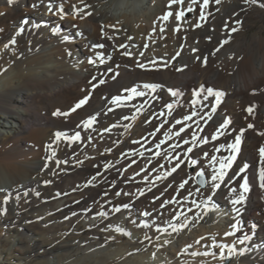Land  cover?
Returning <instances> with one entry per match:
<instances>
[{
    "label": "bare ground",
    "instance_id": "6f19581e",
    "mask_svg": "<svg viewBox=\"0 0 264 264\" xmlns=\"http://www.w3.org/2000/svg\"><path fill=\"white\" fill-rule=\"evenodd\" d=\"M50 2L55 5L54 11L61 4L63 5L65 19L61 20L59 13L53 16L47 11L46 5ZM141 2L142 7L135 10L133 5L126 3V0H83V2L82 0H42V2L17 0L12 6L7 5V0H0V13H3L0 15V29H3V32H0V187L8 188L12 192L8 205H2V197H0V206L7 209L6 214L0 217V264H173V261L174 264H223L219 259V250L212 247V242L217 237L216 243H227L224 249L225 257L231 255L228 251L229 247H234L237 252L245 247L251 249L244 257L232 256L233 264H241V261L243 264H264V215L258 214L264 209V204L258 199L261 193L255 184L245 204L237 206L241 207V212L236 217L240 220L239 226L243 229V232L236 233V236L248 233L253 235L252 241L247 242L246 245L233 244L232 241L236 236L223 235L224 232L231 230L230 226L235 222L232 217L236 214L231 211V206L224 199L227 189L222 185L213 198L220 209L219 214H209L195 228L189 224L188 228L184 229L183 237H176L173 233V237L180 240L179 251H176L172 244L157 251V248L161 247L160 244L171 237L162 235L158 241L155 240L157 233L154 227L149 232L154 242L140 243L146 230L132 225L130 219L137 218L146 207L152 210L150 203L145 204V198L135 203L134 215L129 220L124 219L127 216L126 211L114 216L110 214V221L124 227L131 236L112 231L101 232L100 228L105 227L109 221L91 219L98 210H109L113 205L128 201V198L123 196L115 198L114 192L130 187L122 181L126 176L138 171L139 167L144 166V158L139 155L134 157L137 164L132 165L125 172L124 177L119 176L116 169L106 173L109 181L114 179L117 181V186L109 193L112 203H105L103 209H100L99 204L94 201H100V196L109 188V184L101 183L96 188L86 189L84 192H71L77 183L85 182L91 175L102 170L103 164L107 161L119 160L116 167H126L131 161L123 158V153L138 149L149 156L155 151L166 149V145L156 149L155 144L151 143L156 138L148 137V133L166 117L157 119L153 116L155 123L145 125L138 114L137 121L125 122L120 116L122 112L129 116L132 114L134 109H131L130 105L127 109L123 107L118 109L115 105H105L101 99V96L117 94L123 86L134 83L158 82L165 86V89L160 91L159 98L151 101L155 106L153 110L157 112L166 111L163 105L172 102V98L167 94V87L182 89L184 95L181 97V104L190 101L191 90L201 83L224 91L225 97L218 108V113L229 116L237 132L244 129L237 163L241 165L243 162L250 163L252 167L249 171L258 170L262 166L259 163V149L264 147V34L262 33L264 9L256 5L243 4L242 0H222L220 5H216L214 0H209L208 11H211L213 16L209 17L207 22H201L207 27V32L184 24L183 21L180 22L181 31L176 32L174 15L168 22L158 19L171 10L168 7V0H141ZM84 3L94 4L97 15L87 17L85 20H81L79 16L73 17V5L80 8ZM34 4L37 7L34 8ZM178 7V5L173 6V8ZM218 8L220 11H217ZM241 8L245 11L241 12ZM88 10L85 9L86 12ZM236 13L239 15L237 16ZM121 14L127 17L123 23L119 20ZM114 16L116 20H113ZM188 16L191 18L192 14L189 13ZM198 17L197 9L196 20ZM24 19H28L29 25L25 26L26 30L20 37H16L18 43L9 44V48L4 49V44L9 43ZM237 19L243 22L242 27L232 33L230 28L224 25L227 23L231 27H237L235 23ZM196 20H192L191 23L194 24ZM258 22L260 26L250 34L249 31ZM33 23L41 24L42 27L31 28L30 25ZM101 25L106 32L116 37V45L124 43L126 48L113 51V42L107 41L106 37L101 38ZM110 25H115V28L121 31L116 32L114 28L109 27ZM161 25H165L163 33L159 31ZM52 28H59V35H52ZM77 31H82L84 35L77 36ZM129 35L133 37L132 41L127 39ZM206 35H212L213 40L205 39ZM64 36L69 37L67 42L62 41ZM193 37L199 40L197 46L205 55H208L210 50H214L223 39H229L230 42L224 45L216 56L209 58L206 67H201L200 63L193 62L187 46L182 50L179 48V44L190 43ZM29 40L31 44L28 43ZM100 42L108 45L107 50L94 51L111 52L113 61H109V64L114 67L115 63L124 62L132 67L118 69L123 73L119 83L109 80L108 85L94 90L90 99L91 107L85 105L76 113H71L68 118L54 117L52 113L57 109L70 111L75 103L83 98L86 91L82 89H90L88 80L92 75L106 71L108 65L93 68L87 63L88 58L94 56L90 45ZM133 43L136 45L135 48L131 47ZM144 45L148 47L145 48ZM124 51H128L131 55H121ZM176 51L183 52L181 63L189 65L184 73L174 70L144 72L135 68L136 61H143L148 65L151 60H166ZM68 52L72 55L69 56ZM140 52H144L145 56H140ZM21 53L23 55H20ZM135 103L139 105L141 99L137 98ZM109 106L113 108L112 113L107 112ZM249 107H253L252 115L246 111ZM97 111H101L102 114L97 118L98 123L94 125L99 131L91 133L92 143H88L87 133H82V143L79 146L68 147L62 141L56 151L58 157L68 160V164L61 166L64 171L57 168L59 176H54L50 172L38 174L45 162L44 157L48 155L45 145L53 139L52 134L58 130L65 131L69 135L73 134V130H79L75 129L77 123ZM187 111V108L177 107L173 115L182 118L180 114ZM114 123L121 125L128 123L130 128L125 132L123 127L113 128ZM248 123H252L253 128H247ZM201 126L205 128V132L198 134L207 135L214 132L215 126L218 125L209 121L208 125ZM192 127L195 129L196 125L193 124ZM105 128L110 129V132H105ZM157 135L163 139L161 134ZM141 137H148V143L142 142L143 146H140L131 142ZM223 140L224 138H221V141L201 145V149L211 153L213 144L218 145ZM113 141L120 143L117 145ZM177 142L178 139L174 138L168 143ZM149 144L152 152L145 151ZM106 147H111L113 151L100 155L99 153L104 152ZM167 150L171 152V149ZM196 151L199 150L194 148V153ZM177 152L182 155L181 150L178 149ZM85 155L91 159H88L84 166L77 168L76 161L84 159ZM159 162L166 165L168 163L162 159ZM97 163L100 165L99 169L92 167ZM155 163L154 160L153 164ZM52 166L54 163L50 162V167ZM152 166L150 164L147 167ZM233 167L235 169L236 165ZM195 170L197 169L183 167L185 178L189 172L194 174ZM157 171L162 169L157 168ZM209 178L205 176L206 180ZM44 180H53L54 183L45 186ZM137 180L139 181L140 177H137ZM190 184L194 192L199 187L196 179L190 181ZM32 189L38 190L41 196L37 198L34 194H30L27 198H22L19 204L15 202L14 197L17 194L22 196L24 191L31 193ZM57 191L69 192L70 195H61L60 198L53 199ZM154 194H156L155 189L153 193L147 195L151 197ZM172 194L170 190L168 195ZM193 198L199 200V193H196L195 197H189V200ZM24 199H27L28 203H24ZM77 199H80V204L74 203ZM86 207L92 211L87 213L88 218L81 220L79 217L85 214ZM58 208L62 211H56ZM72 211L77 212L78 215L72 217L71 221H65L64 216H70ZM163 211L161 209V213ZM49 212L53 215L49 216ZM193 214L189 213V216ZM156 215L157 213L153 211L151 219H155ZM38 216L43 219H38ZM92 224L97 227H90ZM252 224L257 225L254 234L250 228ZM16 227L20 228L19 232ZM200 236L205 237L207 248L195 244V240ZM106 239L107 243H105ZM185 239L188 244H192L191 248L184 243ZM137 249L140 251L137 252ZM205 250L216 251V259L211 256L191 255L193 251ZM129 253L134 254L129 255Z\"/></svg>",
    "mask_w": 264,
    "mask_h": 264
},
{
    "label": "snow or ice",
    "instance_id": "6c2138e0",
    "mask_svg": "<svg viewBox=\"0 0 264 264\" xmlns=\"http://www.w3.org/2000/svg\"><path fill=\"white\" fill-rule=\"evenodd\" d=\"M16 2L17 0H7V5L12 6ZM214 2L216 5L222 4V0H214ZM126 3L133 5L135 10H139L142 7L141 0H126ZM242 3L249 6L256 5L257 7L264 9V0H242ZM174 5H178L179 7L173 8ZM208 6L209 0H168V7L171 10L165 12L162 16L158 17V19L168 22L169 18L174 15V20L176 22L174 30L176 32L181 31V21H183L184 24L193 26L195 29H203L207 32V27H205V24L201 22H207L208 18L213 16L212 12L208 11ZM33 7L35 8L37 5L34 4ZM46 7L47 11L53 16L59 13L60 19H65L66 13L64 12L62 4L60 7L56 8L55 11V5L52 2L48 3ZM85 9L89 10L86 12ZM197 9L199 11L198 20H196ZM217 11H220V9L218 8ZM240 11L243 12L245 10L241 8ZM189 13L192 14L191 18L188 16ZM0 15H3V13H0ZM72 15L73 17L79 16L81 20H85L87 17H92L97 14L93 4L84 3L83 7L80 8H76V6L73 5ZM236 15L238 16L239 13H236ZM192 20H196V22L192 24ZM235 23L237 27H231V25L227 23L224 26L226 28H230V31L234 33L240 30L243 22L240 19H237ZM26 25H29L28 19H24L20 23L18 30L15 32V35L9 43L4 44V49H8L9 44L16 45L18 43L16 37H20L22 33L25 32ZM43 26L47 27V25ZM30 27L39 29L42 25L33 23ZM109 27L114 28L116 32L121 31V29L115 28V25H110ZM159 31L160 33H163L165 31V25H161ZM0 32H3V29H0ZM51 33L54 36L59 35V28H52ZM76 35L83 36L84 33L82 31H77ZM100 35L102 39L106 37L107 41L113 42V51H116L118 48H126L124 43L116 45V37L106 32L103 25H101ZM204 38L208 41L213 40L212 35H206ZM127 39L132 41L133 37L129 35ZM68 40L69 37H62L63 42H67ZM229 42V39H223L219 42L218 46L214 48V50L209 51L208 55L201 52L197 46L199 44V40H196L195 37L191 38L190 43L179 44V48L182 50L187 46L192 54L193 62H198L201 67H206L209 63V58L216 56L224 45ZM28 43L31 44V40H29ZM131 47L135 48L136 45L133 43ZM144 47L147 48L148 45H144ZM107 48L108 45L104 42L92 43L90 45V50L93 51L96 49L107 50ZM20 55H23V53ZM68 55L71 56L72 53L68 52ZM121 55L130 56L131 53L124 51ZM139 55L143 57L145 56V53L140 52ZM17 59H19V56H17ZM229 59H231V57H229ZM182 60L183 52L176 51L173 55L169 56L168 59H161L159 61L151 60L148 65H146L143 61H136L135 68H139L144 72L174 70L179 73H184L185 70L189 68V65L187 63H181ZM109 61H113V55L111 52L94 51V56L88 58L87 63L93 66V68H99L101 65H108L106 71H100L97 75L91 76L88 80L90 89H82V91H86V94L75 103L74 107H72L70 111H61L57 109L52 113V115L54 117L62 116L68 118L71 113H76L78 109H82L85 105L91 107L90 99L93 97L94 90L100 88L101 86L108 85L109 80L119 83L123 73L118 69H127L132 67L124 62L115 63V66L113 67L109 64ZM164 89L165 86L158 82H142L123 86L117 91V94L101 96L105 105H115L118 109L122 107L127 109L130 105L131 109H134L130 116L124 112L121 113L120 118L125 122L137 121L138 114L141 122L145 125L155 123L152 119L153 116L157 117V119L159 117H166L164 120L160 121L158 125H156L153 131L148 133V137L156 138L151 141V143L155 144L156 149H161L162 145H166L167 147L164 151H155L149 156H146L145 152L138 151V149L123 153L122 157L131 161L126 167L117 168L116 166L119 164V160L107 161L103 164L102 170H99L95 174L91 175V177L85 182L77 183L71 189V192H84L86 189L96 188L101 183L109 184V188L105 189L100 196V201H94L99 204L100 209H103L105 203H112V197L109 196V193L117 186V181L115 179L109 181L106 173L111 169H116L119 176L124 177L125 172H127L132 165L137 164L134 157L139 155L144 158V166L139 167L138 171L126 176L122 181L124 184L130 185V187L127 189L122 188L114 192L115 198L123 196L128 198V201L118 205H113L109 210H98L96 211V215L91 217V219H99L101 222L109 221L105 227L100 228L101 232L112 231L124 236H131V233L124 227H121L119 224H113L110 221V214L114 216L115 214L126 211L127 216H125L124 219L129 220L134 215L135 203L140 201L141 198H145V204L147 205L150 203L152 205V210H148L146 207L145 210L138 214L137 218L130 219V223L132 225L146 230L143 233V239L140 243L144 244V242L147 241L148 244H152L154 242L153 236L149 235V232L154 227L155 233H157L155 240L158 241L162 235L171 237V239H165L163 243L160 244L161 247L157 248V251L170 244L173 245V248L176 251H179L180 240L176 239V237H183L185 235L184 229H187L189 224L192 225V228H195L198 224L204 221L209 214H219L220 209L214 202L213 198L217 195V190L221 189L223 185V188L227 189V195L224 199L231 206V211L236 214L232 217L235 222L231 224V230L224 232L223 235L228 237L236 236V233L243 232V229L239 226L240 220L236 218L241 212V207L237 206H243L245 204L253 190L254 184L258 187L261 193L258 199L261 204H264V147H260L259 149V163L262 166L258 170L249 171L252 166L248 162H243L242 165L237 163L238 155L241 152L244 129H240L239 132H237L236 128L233 126L232 119L227 115L218 113V108L225 97L224 91L217 90L212 86L201 83L191 90L190 101L181 104V97L184 95L182 89L167 87L166 91L168 96L172 98V102L165 103L163 105L166 111H154L153 109L155 106L151 103V101L157 100L159 98L160 91H163ZM137 98L141 99V103L139 105L135 103ZM177 107L188 109L186 113L180 114L182 118H176V116L173 115ZM246 111L249 115H252L253 107L247 108ZM107 112L112 113L113 108L109 106L107 108ZM101 114V111H97L94 115L90 114L86 119H82L75 125V129L79 130H73V134L71 135L62 130L55 131L52 134L53 139H51V142L45 145V151L48 155L44 157L45 162L40 168L38 174L50 172L54 176H59L56 169L60 168L61 171H64L61 166L68 164V160L58 157L56 149L60 148L62 141L68 147H72L73 145L79 146V144L82 143V133L88 134L86 139L88 143L91 144L93 141L91 133L99 131V129L94 127V125L98 123L97 118ZM168 117L171 119H168ZM209 121H213L214 125H218L215 126L214 132L207 135H199L198 133L205 132V128L201 125H208ZM193 124L196 125L195 129L192 127ZM112 127H123L124 131L128 132L130 124L124 123L121 125L119 123H114ZM247 128H253V124L248 123ZM104 131L110 132V129L105 128ZM158 133L163 136V139H160L157 135ZM234 133L236 134L233 138ZM121 135H123V133H121ZM148 137L133 139L131 142L134 145L143 146L142 142L148 143ZM174 138H177L178 142L169 144L168 142L172 141ZM221 138H224V140L219 142L218 145L214 143L211 153L208 150L201 149V145H208L210 142L221 141ZM113 143L118 145L120 142L113 141ZM194 148L199 151L194 153ZM167 149H171V152ZM178 149L182 151V155L177 152ZM112 151L113 149L111 147H106L104 152L99 154L104 155L105 152L111 153ZM145 151L152 152L150 144ZM88 159H91L88 155H85L84 159H78L76 161V167L80 168L84 166ZM161 159L167 161V165L160 163L159 161ZM154 160L156 161L155 164H153ZM50 162H53L54 166L50 167ZM150 164L153 166L151 168L147 167ZM234 165H236L235 169L233 167ZM92 167L99 169L100 165L97 163L92 165ZM183 167L197 170L194 171V174L189 172L185 178ZM157 168L162 169V171H157ZM142 173L143 175H141ZM154 173L155 175L153 176ZM206 175L210 177L207 180L205 179ZM137 177H140L139 181L137 180ZM177 177H179V179ZM198 177L200 178L198 181L199 187L196 188L194 192L190 181L195 180ZM53 183V180L43 181L45 186L52 185ZM154 189L156 190V194L148 197L147 194L153 193ZM201 189H204V191H201ZM170 190L171 193H173L172 195H168ZM196 193H199L200 199L197 200L193 198L189 200V197H195ZM30 194H34L37 198L41 196V193L38 190L32 189L31 193L29 191H24L22 196L17 194L14 197V200L17 204H19L22 198H27ZM61 195L68 196L70 193H61L57 191L53 196V199H58ZM0 197H2V205H8L10 197H12V192H10L8 188L0 187ZM105 198L108 199L105 200ZM23 202L28 203V200L24 199ZM80 202V199L74 201L76 204H80ZM161 209L164 210L163 213H161ZM56 211L62 210L58 208ZM84 211L85 214L79 217L81 220L88 218L87 213L92 210L86 207ZM153 211L157 213L155 219H151ZM6 212L7 209L0 206V217L4 216ZM189 213L194 214L189 216ZM258 214L264 215V209H261V212ZM48 215L51 216L53 213L49 212ZM77 215V212L72 211L70 216H64V220L71 221L72 217H76ZM139 217H143L144 219H140ZM38 219L42 220L43 217L38 216ZM173 221H175V223ZM161 225H163V227ZM90 227H97V225L92 224ZM250 228L251 232L254 234L257 230V225L252 224L250 225ZM169 229L171 231H169ZM173 233L176 234V237H173ZM216 239H218V237L213 240L212 247L219 250V259L223 262V264H233L231 259L232 256L244 257L247 252L251 251V249L245 247L237 252L234 247H229L228 251L231 255L229 257H225L224 249L227 245L216 243ZM174 240L175 244H173ZM252 240L253 235L244 233L243 235L236 236V239L233 240L232 243L246 245L247 242ZM105 243H107V239ZM184 243L187 244L188 248L192 247V244H188L186 239L184 240ZM195 244L202 245L205 248L208 247L204 236H200L199 239H196ZM146 247L147 246H145V249ZM136 251L139 252L140 249H137ZM133 254L134 253H129V255ZM191 255H200L205 257L211 256L213 259H216L217 253L216 251L210 252L205 250L203 252L193 251ZM153 258H155V253H153ZM241 264H243V261H241Z\"/></svg>",
    "mask_w": 264,
    "mask_h": 264
},
{
    "label": "rangeland",
    "instance_id": "374dc122",
    "mask_svg": "<svg viewBox=\"0 0 264 264\" xmlns=\"http://www.w3.org/2000/svg\"><path fill=\"white\" fill-rule=\"evenodd\" d=\"M260 26V23L258 22V23H256L255 25H254V27L249 31V33L250 34H252V33H254L255 31H256V29H257V27H259ZM262 33L264 34V31H262ZM196 182H197V180H196ZM197 184H198V182H197ZM199 185V184H198ZM16 230L19 232L20 231V228L19 227H16ZM219 243V242H218ZM225 243V242H224ZM225 245H227V243H225ZM55 246H53V248H54ZM35 260V259H34Z\"/></svg>",
    "mask_w": 264,
    "mask_h": 264
},
{
    "label": "clouds",
    "instance_id": "9594fccd",
    "mask_svg": "<svg viewBox=\"0 0 264 264\" xmlns=\"http://www.w3.org/2000/svg\"><path fill=\"white\" fill-rule=\"evenodd\" d=\"M93 6H94V4H93ZM127 17L125 16V15H119V20H120V22H124L125 21V19H126ZM113 20H116V17L114 16V18H113Z\"/></svg>",
    "mask_w": 264,
    "mask_h": 264
},
{
    "label": "water",
    "instance_id": "95a60500",
    "mask_svg": "<svg viewBox=\"0 0 264 264\" xmlns=\"http://www.w3.org/2000/svg\"><path fill=\"white\" fill-rule=\"evenodd\" d=\"M199 179H200L199 177H198V178H196L197 182L199 181Z\"/></svg>",
    "mask_w": 264,
    "mask_h": 264
}]
</instances>
